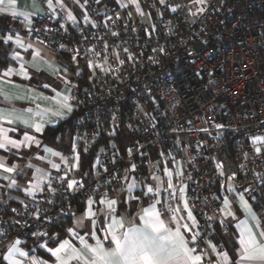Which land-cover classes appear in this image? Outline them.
I'll use <instances>...</instances> for the list:
<instances>
[{"label": "built area", "instance_id": "1", "mask_svg": "<svg viewBox=\"0 0 264 264\" xmlns=\"http://www.w3.org/2000/svg\"><path fill=\"white\" fill-rule=\"evenodd\" d=\"M123 1L115 7L84 0L77 28L67 26L63 8L48 9L27 27L0 21L2 42L18 34L56 50L70 73L64 83L73 109L67 164L50 172L41 192L0 204V264L16 239L47 236L90 198L120 192L130 199L140 183L156 189L153 176L163 181L149 193L161 214H175L186 189L204 264H220L207 242L217 226L230 232L227 220L220 223L228 193L253 200L264 228V141L253 142L264 137V0L167 7L142 0L147 21ZM72 180L79 183L68 188ZM33 258L31 252L25 264Z\"/></svg>", "mask_w": 264, "mask_h": 264}, {"label": "crops", "instance_id": "2", "mask_svg": "<svg viewBox=\"0 0 264 264\" xmlns=\"http://www.w3.org/2000/svg\"><path fill=\"white\" fill-rule=\"evenodd\" d=\"M93 1L103 5L108 4L117 7L121 6L123 0ZM61 2L63 6H61ZM16 6L19 12L31 14L29 17L31 24L33 20L44 15L48 9L56 12L59 8H63L68 20L67 26L69 28H77L80 24L81 17L86 11L84 0H52L51 7H49L48 0H17ZM69 14L73 17L72 19H69ZM3 20H8L14 25H23L26 27L31 25L25 21L23 16L12 17L11 14L0 13V21ZM20 39L25 44V48H21L16 45L15 42H12L10 44L11 51L9 53L10 63L7 66L0 67V89H3V91L11 97L10 99H5L3 95H0V110L5 112L4 116H0V127L7 129L8 135L17 140H22L23 133L27 131L29 135L35 136L36 139L40 141V146L38 147L35 144H32L30 147H22L19 150L13 149L11 152L0 149V159H2L8 167L13 165L17 166V171L14 173H5L3 169H0V204L4 205L17 204L25 200L28 196L41 192L46 187L48 179L41 181V191H34L31 193L28 191V189H31L35 183L38 175L37 169L43 170V174L47 175L49 178L50 172L56 169L53 168L51 164L54 162L60 165V163L63 162L60 157L52 156L50 153L46 152L44 150L45 147L60 152L62 156L67 158V154L71 148V137L67 132L66 125L72 112L67 113L66 110H62L58 103L61 98L67 97L68 102L71 104V86L64 83V80L70 76V73L67 70L65 71V68L60 65L56 50L35 39L28 37H22ZM28 45H31V48H27ZM14 51L20 53L24 62H31L33 54L39 52L40 58L37 63L41 70L36 71L29 67L30 78H25L23 75H19L16 72L5 76L4 73L8 67L18 69L19 64L21 63L20 60L12 59V53ZM45 61L47 63H43ZM45 84L50 85V87H43ZM16 97L20 98L18 99ZM37 105H39V109H37ZM44 109H48L49 111L45 113V118L42 121L44 129L41 133H36L34 128H26L22 124L12 122L13 117L7 115V113H11L13 110H15V113L17 114L32 110L33 114H35L37 111ZM57 111H64L63 117L53 114ZM35 118L37 122H41L39 117ZM61 124H64L63 129L59 133H56L51 141H46L45 134L47 131L55 129ZM13 129H15V131H13ZM39 157H43V159H40ZM29 165H31V167H29ZM4 175H7L9 179H3ZM12 180L16 181V186L9 187L8 185ZM148 185L149 184L147 183L138 184V192L140 195L138 202L131 201L126 194L120 192L92 198L95 202L92 205V210L97 213L96 217H94L97 220L94 228L91 224L93 217L86 216L89 208L88 201H86L76 214L70 216L71 222L65 230V236H62L61 239L50 244L48 238L45 236H35L30 241L20 240L21 243L17 245V247L22 251L28 252V254L34 252L38 259L45 261L46 264H57L55 258L47 251V248H56L60 243L68 240L73 247L83 249L84 245L80 243V237H83L89 244H95V240L90 234L93 230L96 231V235L103 241L105 233L102 229L110 223V218L105 220L103 217L102 210L103 212H107V206L99 203L102 198L106 197L107 199H115L117 201L115 206L116 212L120 217L125 218L126 225L140 224L141 221L139 215L142 214V210L157 202L152 199L150 195H143V193L147 191ZM240 195L241 194L237 191L230 192L227 195V199L230 201L231 210L235 212L236 216V219L231 217L225 218L230 224V232L223 233L217 226L212 235V244L216 245L217 251H223L228 254V264H234V261L239 258V228L236 225L239 220L246 218L245 213L239 207ZM244 198L248 201L252 210L257 214L260 222V210L257 204L245 196ZM185 200L187 201V193L184 188L183 193L180 192L177 204L175 205V209H180V211L175 213L177 220L172 221L170 219L171 215L168 214H161V218L166 224L173 228L178 221L180 224H189L194 231L196 222L194 224L193 221L187 218V212L189 209L191 210V208L189 205L187 209L184 208ZM157 209L159 210V204H157ZM221 215L223 217V212H221ZM69 228L75 229L76 234L74 235L73 233L68 232ZM261 230H264V228L261 227L254 230L258 238ZM181 231L184 232L185 230L182 228ZM187 235L190 236L191 233H187ZM12 243L6 246L2 251L3 257L8 254L7 249ZM41 245H46V247H42ZM105 246L111 247V244L105 242ZM40 250L43 252L39 253ZM26 257L27 256L21 257L19 253H16V258L21 260L22 264H25ZM5 262L6 264H10V261L8 260H5ZM69 264H82V262L71 260ZM202 264H204V259Z\"/></svg>", "mask_w": 264, "mask_h": 264}, {"label": "snow or ice", "instance_id": "3", "mask_svg": "<svg viewBox=\"0 0 264 264\" xmlns=\"http://www.w3.org/2000/svg\"><path fill=\"white\" fill-rule=\"evenodd\" d=\"M132 3H136V0H131ZM161 3H164V0H160ZM207 0H196L198 4H206ZM49 7L52 6V0H48ZM17 0H0V13L2 14H11L12 17L23 16L25 21L30 25L31 20L29 19L30 13L19 12L17 9ZM61 6L62 2H61ZM137 10L139 11V5L137 4ZM176 11V9H172ZM205 9L203 7L198 8L197 12L203 13ZM196 15V13H192ZM73 17L69 14V19ZM87 20L88 18L85 17ZM117 35V33H112ZM13 41V36L11 34L3 37V42L7 44L8 42ZM15 44L21 48H25V44L20 39L17 34L15 39ZM63 47V46H62ZM27 48H31V45H28ZM127 51V49H125ZM163 51V49H161ZM40 58V53L36 52L33 54L31 62H24L23 58L20 56L19 52L12 53L13 60H20L19 68L8 67L5 70L4 75H11L13 72H16L19 75H23L25 78L29 77V67L40 71V67L37 63ZM75 59V58H74ZM43 63H47L46 61ZM123 61H120V64H123ZM27 65V66H26ZM89 66L92 64L89 62ZM99 66V65H98ZM66 71V69H65ZM43 87L48 88L50 85H43ZM0 95H3L5 99H10L3 91L0 89ZM20 98V97H16ZM59 106L62 110H66L67 113L72 112V106L68 102L67 97L61 98L59 101ZM39 109V105H37ZM49 110L44 109L37 111L33 114L32 110H28L24 113H15V110L11 113H7L8 116H12V122L19 123L24 125L26 128H34L36 133H41L44 129L43 120L45 118V113ZM56 116L63 117L64 111H57L53 113ZM5 112L0 110V116H4ZM35 117H39L41 122H37ZM217 127H221L217 125ZM15 131V129H13ZM264 141V137L257 136L253 138V142ZM32 144L40 146V141L36 139L35 136L29 135L27 131L23 133V139L17 140L13 139L8 135V130L0 127V149L7 150L11 152L13 149L19 150L22 147H30ZM73 150L75 151V144H73ZM46 152L50 153L52 156L60 157V159L67 164L68 158L62 156L60 152L54 151L50 148L45 147ZM257 152H260V148H256ZM43 159V157H39ZM78 159V156L76 157ZM53 168L59 169L60 165L57 163H52ZM31 167V165H29ZM131 168L134 170L136 165L133 164ZM0 169H3L5 173H14L17 171V166L13 165L8 167L2 159H0ZM165 174L168 176L167 188L174 189L172 183V173L165 168ZM37 177L33 187L28 189V191H41V181L48 179L47 175L43 174V170L37 169ZM182 175V173L177 172V176ZM3 179L8 180L7 175L3 176ZM63 181L65 178L60 177ZM153 179L159 182V187L163 186V181L159 177L153 176ZM68 188H72L73 185L78 184V181L72 180L68 181ZM110 183V182H109ZM9 187L16 186V181L12 180L8 185ZM48 187L51 191L55 189L51 188V183L49 182ZM134 187L133 184H129V191ZM159 187L154 189L151 185L147 187V191L143 193L144 196H148L149 193L158 191ZM231 190V187H229ZM184 188H180V192L183 193ZM130 199L139 201V197H130ZM95 202L90 198L88 200L89 208L87 210L86 216L93 217L91 224L93 228L95 227L97 220V213L92 210V205ZM100 204L107 206V212L102 214L105 220L110 218V223L107 224L102 231L105 233L103 241L96 235V231H91V236L95 240V244H89L84 240L83 237H80V243L84 245L83 249H77L73 247L68 240L63 241L56 248H47V251L55 258L57 264H69L71 260L81 261L82 264H202L204 256L207 255L204 250L199 249V243L203 241V234L199 231H193L189 224L184 223L180 224L176 222V226L173 228L165 223L161 218V213L157 209L156 203L151 204L149 207H146L142 210V214L139 215L141 221L140 224H131L126 225L125 218L120 217L116 212L117 201L115 199L102 198L99 201ZM239 207L245 213L246 218L239 220L236 225L239 228V258L234 261V264H264V230L259 232V238L255 234L254 230L256 228H261L262 225L259 222L257 214L252 210V207L248 201L241 194L239 197ZM184 208H188L187 201H184ZM15 211V210H13ZM168 211H172L168 209ZM180 211L179 208L175 212ZM223 212V217L220 221L221 225H225V218L231 217L236 219L235 212L231 210L230 201L225 197L224 199V208L221 209ZM187 218L195 224V217L192 214V211L189 209L187 212ZM170 219L176 221L177 218L173 214ZM251 222V223H250ZM79 223V222H78ZM185 231L182 232L181 229ZM68 232L76 234L75 229L69 228ZM187 233H191L190 236ZM33 235H37L34 233ZM105 242L111 244V247H106ZM21 241L16 239L7 249V255L4 256L5 260L10 261V264H22V261L16 258V253H19L21 257L28 256V252L22 251L17 247ZM208 246L211 248L213 253L220 258V264H228L229 257L226 252H218L216 245L212 244L211 241H208ZM191 245V246H190ZM46 247V245H41ZM35 264H46L45 261L39 260L38 258H33Z\"/></svg>", "mask_w": 264, "mask_h": 264}, {"label": "trees", "instance_id": "4", "mask_svg": "<svg viewBox=\"0 0 264 264\" xmlns=\"http://www.w3.org/2000/svg\"><path fill=\"white\" fill-rule=\"evenodd\" d=\"M10 51H11L10 44H5L0 40V67L7 66L10 63V57H9ZM84 71H87V70L85 69ZM63 127H64V124H61L55 129L48 130L47 133L45 134V140L51 141L54 135L56 133H59L63 129ZM136 197L140 198L139 192H137ZM131 201H135V200L131 199ZM70 222H71L70 217H68L58 227L49 231L48 235L45 237L48 238L50 244L55 243L57 240L61 239L62 236H65V233H66L65 230L69 226ZM32 238H30L27 241H30ZM42 252H43L42 250L39 251V253H42Z\"/></svg>", "mask_w": 264, "mask_h": 264}, {"label": "rangeland", "instance_id": "5", "mask_svg": "<svg viewBox=\"0 0 264 264\" xmlns=\"http://www.w3.org/2000/svg\"><path fill=\"white\" fill-rule=\"evenodd\" d=\"M124 1H123V4H125L126 8H128V9L130 8L129 11L133 15H140V16H142L143 20L147 19V13L145 12V10L142 7V0H136V3H132L131 0H127L125 2ZM188 1L189 0H164V3H161V2L160 3L164 7H167V6H177V5L187 4ZM137 4L139 5V11L137 10ZM141 11H142V13H141ZM95 71H96V69H95Z\"/></svg>", "mask_w": 264, "mask_h": 264}]
</instances>
